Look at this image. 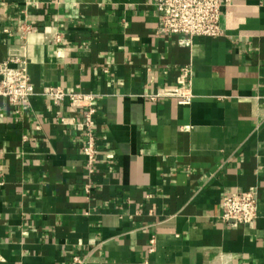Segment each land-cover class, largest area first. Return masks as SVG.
Here are the masks:
<instances>
[{"label":"crops","instance_id":"1","mask_svg":"<svg viewBox=\"0 0 264 264\" xmlns=\"http://www.w3.org/2000/svg\"><path fill=\"white\" fill-rule=\"evenodd\" d=\"M227 1L220 37L182 45L156 0H0V63L36 90L0 101V264H264V0ZM187 66L192 103L160 97ZM48 87L97 95L93 171ZM249 189L232 228L221 201Z\"/></svg>","mask_w":264,"mask_h":264},{"label":"built area","instance_id":"2","mask_svg":"<svg viewBox=\"0 0 264 264\" xmlns=\"http://www.w3.org/2000/svg\"><path fill=\"white\" fill-rule=\"evenodd\" d=\"M227 2V0H156L158 33L178 36L182 45H191L196 37L218 38L223 34L221 16ZM26 32H30V29L27 28ZM52 37L55 42L61 40L59 35ZM47 40L50 42L52 39L48 36ZM192 76V67H184L180 72L179 84L167 87L159 96L176 99L180 105H190L194 99L191 90ZM35 95V85L23 62L14 58L0 63V101L7 100L13 105H19L30 101ZM42 96L54 105L65 102L70 110L83 112V117L79 121L63 117L60 122L64 126L74 127L84 136L83 154L88 168L93 171L99 155L96 130V117L99 115L97 95L68 92L61 87H48L44 89ZM157 97L150 98L155 100ZM258 205L257 192L254 189L238 190L222 199L221 218L232 228L240 226L252 228L258 219Z\"/></svg>","mask_w":264,"mask_h":264}]
</instances>
